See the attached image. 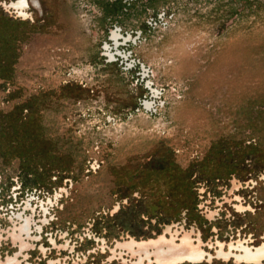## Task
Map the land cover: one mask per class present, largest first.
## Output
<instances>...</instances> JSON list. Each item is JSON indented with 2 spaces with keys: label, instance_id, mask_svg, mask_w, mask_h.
<instances>
[{
  "label": "rangeland",
  "instance_id": "obj_1",
  "mask_svg": "<svg viewBox=\"0 0 264 264\" xmlns=\"http://www.w3.org/2000/svg\"><path fill=\"white\" fill-rule=\"evenodd\" d=\"M11 1L0 264L18 215L33 238L13 264H134L117 241L165 230L214 256L262 241L264 0Z\"/></svg>",
  "mask_w": 264,
  "mask_h": 264
},
{
  "label": "flooded vegetation",
  "instance_id": "obj_2",
  "mask_svg": "<svg viewBox=\"0 0 264 264\" xmlns=\"http://www.w3.org/2000/svg\"><path fill=\"white\" fill-rule=\"evenodd\" d=\"M12 1H14V0H12ZM24 1H26L27 4ZM24 1L23 0L19 1L18 4L21 8V10H20L21 14L20 15L26 16V14H27L26 8H27V6H29V4H28L27 0H24ZM114 37H116V35H114ZM125 64L127 66H130V63L125 62ZM133 67L138 68L137 64L134 65ZM131 69L132 68H127L126 71H130ZM75 72L80 74L82 72V70L77 69ZM162 125H163V123L161 122L160 119L156 120L154 123V127H157V128L159 126H162ZM237 207L240 208V207H242V205H237ZM18 218L20 220H23V221L20 222L19 224L14 225V228H12V230L9 233L13 242L18 243V251H16L11 256H6L4 259V262H3L4 264H13L14 262L18 261L19 255L25 256L24 254H22V251L27 249L30 245L29 241H27L26 238H29V239L33 238L30 235V231H29L30 225H31V218L30 217L21 218L20 215H18ZM23 235H25V237ZM167 235H168V233L165 230V232L159 234L156 237H150V238H146V239L137 240L135 238L129 237V239L124 241V242L117 241L116 245L120 248L126 249V248L122 247L121 244H124V243L132 244V242L133 243H136V242L137 243H140V242L143 243V241H146V240L157 239L158 237H164L167 240H170V241H166V243H165V244H168L169 247H171L170 244L177 246L180 243L181 239H182V242H181L180 246H185L186 245V243H184V242H186V240H184V237H185L189 241L187 244H189L191 246H195L197 249H199V251H201L202 254L200 255V257L197 260H194V261L189 260V259H183V260H177L175 262H170L168 264H185V263L199 264V263H202L205 261H207V262L212 261L213 258H221V259L227 260V261H229L230 259H233L238 264H240V263L260 264L262 261H264V237L262 238V241H260L256 245H250L248 242H245L246 240L245 241H237L236 244L229 243L227 249H225V247L223 246V244L221 242L217 241L218 246H217V249L215 251L216 254L214 256V255H212V253H210L208 250H206L205 248L202 247L200 238H197L196 243H193V241L190 239L189 234L186 232L181 234L179 239H176L175 235L172 233H170L168 236ZM176 240H178L179 242H177ZM125 246H128L126 250L129 251L131 256L135 258L134 264H143L145 260H147V262L149 264H159V263H157V261L155 260L153 255H151V254L149 256L143 255L145 253L147 254V249H144V248H147L146 246H144V245L138 246V251L141 252L140 250H142L143 254L142 253L141 254H136V253L132 254V252L136 249V245H134V247H133V246L126 244ZM243 249H247L249 252H254V255H252L251 257L243 256V257L236 258L235 255H241L244 253ZM238 259H239V261H238ZM151 261H153V262H151ZM26 264H28V263H26ZM48 264H53V261L49 260ZM162 264H165V263H162Z\"/></svg>",
  "mask_w": 264,
  "mask_h": 264
},
{
  "label": "bare ground",
  "instance_id": "obj_3",
  "mask_svg": "<svg viewBox=\"0 0 264 264\" xmlns=\"http://www.w3.org/2000/svg\"><path fill=\"white\" fill-rule=\"evenodd\" d=\"M19 1H22V0H16V1H11V6L13 8H15L16 10H18L17 12L19 14H21L20 10V6L18 4ZM24 1V0H23ZM26 3V1H24ZM27 4V3H26ZM27 6V5H26ZM184 240H186V245L185 246H180L181 245V242H182V239L180 241V243L177 245V246H174V245H171V247L168 246V244H165L166 241H170V240H167L166 238L164 237H158L157 239H150V240H146V241H143L140 242V243H133L132 244H129V243H124V244H121L122 247L126 248L128 246H125L126 244L130 245V246H133L136 245V249L132 252V254L136 253V254H141L142 253V250H140L141 252L138 251V246H146L147 248H144V249H147V254H143L145 256H149L150 254L154 256L155 260L157 261V263L159 264H162V263H165V264H168L170 262H175L177 260H183V259H189V260H197L200 255L202 254L201 251H199V249H197L195 246H191L189 244H187L189 241L184 237ZM244 253L241 254V255H235L236 258H239V257H243V256H248V257H251L252 255H254V252H249L247 249H243ZM151 258V257H150ZM154 261V260H153ZM151 261V262H153ZM239 261V259H238Z\"/></svg>",
  "mask_w": 264,
  "mask_h": 264
},
{
  "label": "trees",
  "instance_id": "obj_4",
  "mask_svg": "<svg viewBox=\"0 0 264 264\" xmlns=\"http://www.w3.org/2000/svg\"><path fill=\"white\" fill-rule=\"evenodd\" d=\"M3 23V22H2ZM1 23V24H2ZM8 25H10V24H8L7 22H5L4 21V23H3V25H1L0 26V28H2V27H4V28H6V26H8ZM3 28V29H4ZM11 28V27H10ZM3 29H0V36H1V34H2V36H1V39L3 38V36L5 35L4 34V32H3ZM29 33V32H28ZM24 38L26 37V35L25 36H23ZM23 38V39H24ZM4 39V41H3V43L2 44H4L5 45V49L4 48H2V52H3V54H4V57L2 56V58L0 59V63L2 64V66H0L1 67V69H5V66L6 65H13L14 64V58L16 57V53H15V51H16V49L14 50L13 49V43L11 42V41H9V40H7V39H5V38H3ZM7 47H9V49L7 48Z\"/></svg>",
  "mask_w": 264,
  "mask_h": 264
},
{
  "label": "built area",
  "instance_id": "obj_5",
  "mask_svg": "<svg viewBox=\"0 0 264 264\" xmlns=\"http://www.w3.org/2000/svg\"><path fill=\"white\" fill-rule=\"evenodd\" d=\"M149 104V101H144V103H143V106H146V105H148Z\"/></svg>",
  "mask_w": 264,
  "mask_h": 264
}]
</instances>
